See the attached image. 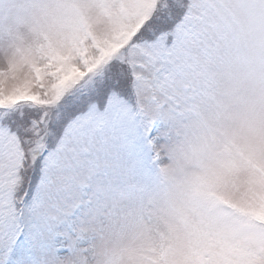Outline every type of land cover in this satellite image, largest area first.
<instances>
[{
    "label": "snow or ice",
    "instance_id": "1",
    "mask_svg": "<svg viewBox=\"0 0 264 264\" xmlns=\"http://www.w3.org/2000/svg\"><path fill=\"white\" fill-rule=\"evenodd\" d=\"M169 2V30L150 18L151 41L122 61L127 72L71 77L29 100L0 97V264H87L98 232L142 204L165 159L227 134L246 83L243 17L261 28L259 94L251 121L264 137V0ZM61 5H42L47 11ZM80 81H76L79 84ZM18 104L36 111H13Z\"/></svg>",
    "mask_w": 264,
    "mask_h": 264
},
{
    "label": "rangeland",
    "instance_id": "2",
    "mask_svg": "<svg viewBox=\"0 0 264 264\" xmlns=\"http://www.w3.org/2000/svg\"><path fill=\"white\" fill-rule=\"evenodd\" d=\"M157 1L0 0V97L29 100V87L51 93L66 76L82 88L133 50L145 53L151 42L130 41L163 9ZM44 4L61 7L45 11ZM241 24L242 115L227 121L226 135L158 165L150 195L96 234L87 264H264V229L252 221L264 222V137L251 123L261 23L253 11Z\"/></svg>",
    "mask_w": 264,
    "mask_h": 264
},
{
    "label": "trees",
    "instance_id": "3",
    "mask_svg": "<svg viewBox=\"0 0 264 264\" xmlns=\"http://www.w3.org/2000/svg\"><path fill=\"white\" fill-rule=\"evenodd\" d=\"M160 1L162 2H165V5H163V9H161L160 12L156 13V12H152L148 17L147 19L145 20L144 22V25L145 23L151 18L152 19V24L149 25L148 27V31H152V28L153 26H155V28L158 30L157 33H156V36L159 37L161 35L164 34L165 31L169 30V25H170V21H169V16L171 13V10L169 9V2L170 0H167V4H166V0H159L158 3H160ZM171 3L172 4H178L180 5L181 7H184V4H183V0H171ZM163 4V3H162ZM173 15V18H174V15H178V14H172ZM143 25V26H144ZM141 26V28L143 27ZM141 29H139L140 31ZM138 34V33H137ZM137 34H135L132 38H131V43H137L138 45H143V46H146L147 43L151 42V41H146L144 39L143 36H140L139 39H137ZM109 74L110 75H116L118 72H127V66L126 65H123L122 63H118V62H114L113 64L110 65L109 67V70H108ZM27 107H16L14 109H12L13 111L17 112L20 111V112H30V111H36L35 107L32 105H29V104H26ZM247 216H250V215H247ZM249 220V219H248ZM252 221L260 226L261 228L264 229V222L261 221L260 219H258L257 217H253Z\"/></svg>",
    "mask_w": 264,
    "mask_h": 264
}]
</instances>
